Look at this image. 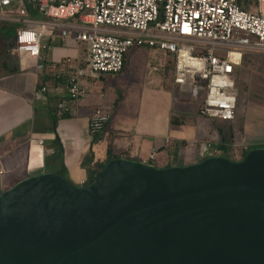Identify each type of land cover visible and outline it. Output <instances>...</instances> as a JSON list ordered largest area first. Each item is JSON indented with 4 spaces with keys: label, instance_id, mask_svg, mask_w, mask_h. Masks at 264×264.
Segmentation results:
<instances>
[{
    "label": "water",
    "instance_id": "1",
    "mask_svg": "<svg viewBox=\"0 0 264 264\" xmlns=\"http://www.w3.org/2000/svg\"><path fill=\"white\" fill-rule=\"evenodd\" d=\"M0 264H264V147L28 175L0 192Z\"/></svg>",
    "mask_w": 264,
    "mask_h": 264
},
{
    "label": "built area",
    "instance_id": "2",
    "mask_svg": "<svg viewBox=\"0 0 264 264\" xmlns=\"http://www.w3.org/2000/svg\"><path fill=\"white\" fill-rule=\"evenodd\" d=\"M12 4L18 10L5 13ZM28 6L42 19L30 18ZM0 20L20 24L15 50L35 60L37 68L42 66L45 27L58 30L63 41L86 45L85 65L68 59L65 98L57 103L60 112L70 111L86 96L88 78L119 73L129 49L146 47L174 58L173 81L181 92L192 97L204 93L200 115L233 121L235 69L244 53H264V0H0ZM44 91L42 86L37 94ZM109 119L100 107L94 108L88 132L103 133ZM205 149L213 152L203 149L201 156L221 155L212 143ZM155 155L152 150L148 159Z\"/></svg>",
    "mask_w": 264,
    "mask_h": 264
},
{
    "label": "crops",
    "instance_id": "3",
    "mask_svg": "<svg viewBox=\"0 0 264 264\" xmlns=\"http://www.w3.org/2000/svg\"><path fill=\"white\" fill-rule=\"evenodd\" d=\"M28 15L34 20L42 19L30 6ZM19 26L0 20V192L28 175L42 172L61 171L65 178L80 185L88 177L82 165L84 157L93 153L94 160L100 162L105 159L108 146L113 154L158 167L186 165L204 157L201 152V157L197 154L199 146L190 151L183 149L186 145L181 137L167 138L174 126L183 124V118L173 113V105L187 103L177 95L173 69L172 85L166 87L164 82L170 78L165 71L153 77L148 70L139 94L149 100L144 102L140 98L134 111L127 113V109L123 110L128 98L121 89L125 88L121 77L131 51L137 53L140 49L132 48L119 73L88 78L86 96L72 104L70 111L60 112L57 103L65 98L70 73L68 59L85 65L86 45L74 39L63 41L58 37V30L45 27L42 66L37 68L35 60L15 50L14 37ZM142 48L147 62H155L154 65L148 63L153 71L168 65L170 57L163 52ZM159 63L161 66L157 67ZM42 86L46 91L38 95ZM96 107L108 113L110 119L103 133L91 135L88 118ZM63 114L67 117H60ZM56 138L61 151L55 144ZM152 150H156V155L149 160Z\"/></svg>",
    "mask_w": 264,
    "mask_h": 264
},
{
    "label": "rangeland",
    "instance_id": "4",
    "mask_svg": "<svg viewBox=\"0 0 264 264\" xmlns=\"http://www.w3.org/2000/svg\"><path fill=\"white\" fill-rule=\"evenodd\" d=\"M17 4H12L5 8L8 13H14L18 10ZM13 31H11V34ZM137 53L131 51L125 73L121 77L125 80V88L121 87L123 94L125 91L126 98L123 103V110L127 113H132L137 101L141 98L144 102H148L147 96L139 94L141 85L144 81L145 74L148 70L153 77H158V74L165 73L170 80L164 82V86L172 85L171 73L174 68V58L170 57L166 67L157 68L158 71L150 69L155 62L148 60L146 52L142 47ZM142 48V49H141ZM132 49V48H131ZM130 50V49H129ZM133 50H136L133 49ZM152 65L149 67V64ZM157 63V62H156ZM161 63L157 67H160ZM149 67V68H148ZM156 69V68H155ZM167 70V71H166ZM123 73V72H122ZM121 73V74H122ZM179 99L187 103L174 104L172 107L173 113L180 115L183 119V124L179 127L174 126L170 130V135L167 137H181L185 143L183 149L193 150V147L199 146L200 150L212 153L213 150L205 149L207 143H212L217 140L216 125L224 123L222 120L207 118L200 115L197 111L202 105L204 97L203 92H199L197 96L192 97L189 93H183L177 88ZM237 90V111L235 121L233 123L234 139L233 146L236 148L246 147L251 143H264V53L249 52L243 60L238 71V80L236 83ZM181 102V101H180ZM129 107H126V106ZM217 142V141H216ZM203 148V149H202ZM183 152H185L183 150ZM190 153V152H189ZM188 153V154H189Z\"/></svg>",
    "mask_w": 264,
    "mask_h": 264
},
{
    "label": "trees",
    "instance_id": "5",
    "mask_svg": "<svg viewBox=\"0 0 264 264\" xmlns=\"http://www.w3.org/2000/svg\"><path fill=\"white\" fill-rule=\"evenodd\" d=\"M126 54L124 55L123 65L125 63ZM247 54H249V53L243 54L242 62L246 58ZM242 62H241V64H242ZM241 64L238 67H236V69H235L236 83L238 80V71L240 69ZM236 111H237V109H236ZM60 117H67V115L63 114ZM235 117H236V113H235ZM234 121H235V118L233 121H229V122L223 121L224 123H222L220 126L215 124L216 132L218 134V138L216 140L217 142L216 141L213 142V146L215 147L216 150H218V152L221 155H224V156H227L229 158L237 160V159L242 158L244 156L245 152L250 148L264 147L263 142L262 143H251L250 145H248L246 147H239V148H236L235 146H233L232 144H233V139H234V130H233L232 126H233ZM55 123H56V120H54V125H55ZM55 144L57 145V147L61 151L62 149H61V145H60L58 138L55 139ZM199 153H200V149L197 150L198 156H200ZM60 155H61V152H60ZM118 157H121V156L113 154L111 152V149L109 146L107 149L105 159L100 161V162H96L94 160L93 153H89L88 155H86V157H84V159L82 161V165L87 169V172H88V177H87V180L85 181V183H89L92 181V178L94 177V175L100 169L103 168V166L107 160L112 159V158H118ZM56 172L61 174L62 176H65L64 173L61 171H56Z\"/></svg>",
    "mask_w": 264,
    "mask_h": 264
}]
</instances>
